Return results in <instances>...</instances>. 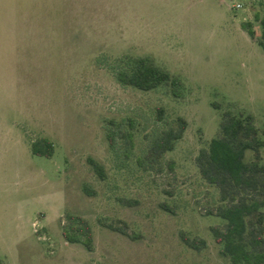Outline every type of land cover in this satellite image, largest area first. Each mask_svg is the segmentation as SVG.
Returning <instances> with one entry per match:
<instances>
[{
	"label": "rangeland",
	"instance_id": "374dc122",
	"mask_svg": "<svg viewBox=\"0 0 264 264\" xmlns=\"http://www.w3.org/2000/svg\"><path fill=\"white\" fill-rule=\"evenodd\" d=\"M256 15L264 0H0L2 264H231L210 231L224 222L207 215L218 191L195 158L227 112L251 116L264 141V51L243 29L260 37ZM136 58L179 85H124ZM178 117L184 137L159 155L154 140ZM43 139L51 157L32 153ZM69 216L88 223L92 251L64 237Z\"/></svg>",
	"mask_w": 264,
	"mask_h": 264
},
{
	"label": "trees",
	"instance_id": "16d2710c",
	"mask_svg": "<svg viewBox=\"0 0 264 264\" xmlns=\"http://www.w3.org/2000/svg\"><path fill=\"white\" fill-rule=\"evenodd\" d=\"M255 21L261 27V35L256 36L253 22L243 24L249 37L256 41L264 51V17L256 15ZM126 70L118 73L124 85L143 92L155 90L163 85H179L178 79L168 72L150 64L144 58L132 59ZM159 120L164 111L159 109ZM175 128H171L154 140L153 148L159 155L175 150L177 143L184 137L188 122L178 117ZM264 141L253 124L251 116L237 117L226 113L220 126L218 137L206 147L201 148L195 158V164L203 181L215 187L219 195V204L207 215H216L223 220L224 229L211 227L214 241L219 245V253L229 259L231 264H264V165L261 164V152ZM34 155L51 157L53 144L43 139L32 143ZM252 153L248 160L247 153ZM93 171L104 179V167L97 160L88 158ZM87 192V188H84ZM73 225L70 230L64 227L63 235L71 243L82 242L89 251L93 247V235L88 223L80 218L69 216ZM77 225V226H76ZM107 228L127 235L112 225ZM182 243L189 249L199 251L206 247L203 239H192L180 233ZM0 264L2 262L0 261Z\"/></svg>",
	"mask_w": 264,
	"mask_h": 264
}]
</instances>
